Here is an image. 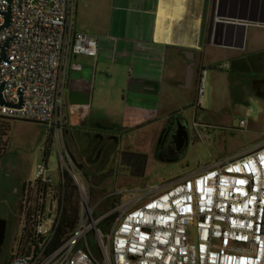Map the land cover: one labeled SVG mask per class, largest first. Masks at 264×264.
Here are the masks:
<instances>
[{
	"label": "built area",
	"instance_id": "obj_1",
	"mask_svg": "<svg viewBox=\"0 0 264 264\" xmlns=\"http://www.w3.org/2000/svg\"><path fill=\"white\" fill-rule=\"evenodd\" d=\"M75 12L76 0H0V58L7 44L0 61V118L41 122L46 150L65 129L69 59L99 54L98 37L74 30ZM206 75L200 73L198 97ZM57 146V175L44 156L25 185L22 227L28 218L31 236L8 264H264V142L191 177L146 187L101 216L90 206L82 169ZM66 174L81 196L80 212L74 231L53 247Z\"/></svg>",
	"mask_w": 264,
	"mask_h": 264
},
{
	"label": "crops",
	"instance_id": "obj_2",
	"mask_svg": "<svg viewBox=\"0 0 264 264\" xmlns=\"http://www.w3.org/2000/svg\"><path fill=\"white\" fill-rule=\"evenodd\" d=\"M74 30L98 37L99 54L69 59L65 133H80L97 159L106 133L118 139L117 151H126L128 160L145 159L140 139L120 146L148 130L158 139L176 113L170 103L187 92L198 99L200 73L207 72V85L208 70H218L221 60L234 72L252 73L258 89L264 87V0H76ZM111 62L128 73L119 102L105 81L113 76Z\"/></svg>",
	"mask_w": 264,
	"mask_h": 264
},
{
	"label": "rangeland",
	"instance_id": "obj_3",
	"mask_svg": "<svg viewBox=\"0 0 264 264\" xmlns=\"http://www.w3.org/2000/svg\"><path fill=\"white\" fill-rule=\"evenodd\" d=\"M194 0H185L191 3ZM218 70L209 69L204 96L198 99L193 92L170 103L174 115L187 125L188 141L183 155L168 161L165 153L156 155L157 140L148 130L146 134L133 135L124 141L120 149L134 146L140 139V148L145 154L146 169L139 179H134L126 168H119L118 175L112 173L116 161L101 155L97 159L91 144L81 139L80 133L70 131L53 137L48 163L51 175L58 173V146L65 148L72 162L82 169L90 191L89 203L95 208L96 215L106 214L118 200L127 201L146 187H162L167 184L191 177L216 163L233 159L264 142V87L263 95L254 90L252 73L234 72L227 69L228 60H221ZM101 65H107L102 63ZM113 76L106 79L115 102L122 100L124 93L119 87L128 76L118 63H109ZM114 86V87H113ZM198 101V102H197ZM164 114H162L163 116ZM164 118L161 119V122ZM8 148L0 161V215L11 223L12 251L18 248L22 230L21 201L23 185L32 182L37 166L42 163L46 150L47 129L43 124L22 120H7ZM165 123V122H164ZM161 124L156 126L159 129ZM164 126V124H163ZM83 138V137H82ZM85 144H84V142ZM124 148V147H123ZM116 157V154H114ZM112 161V162H111ZM93 164L92 166L89 165ZM95 164H97L95 166ZM104 177L98 186L92 185V177ZM106 226V225H105ZM104 227V226H103ZM103 231V229H101ZM189 231L194 237V227ZM92 240V236H89ZM17 251V250H16Z\"/></svg>",
	"mask_w": 264,
	"mask_h": 264
},
{
	"label": "flooded vegetation",
	"instance_id": "obj_4",
	"mask_svg": "<svg viewBox=\"0 0 264 264\" xmlns=\"http://www.w3.org/2000/svg\"><path fill=\"white\" fill-rule=\"evenodd\" d=\"M260 87V86H259ZM260 90V88L258 89ZM259 93V91H257ZM179 117H172L169 119L163 126L160 135L157 140V150L159 154L165 153L168 154V151L171 147H174V143L177 141L178 136L180 134V124L181 122L178 121ZM100 146L97 149L98 153L105 155V157H109V159L114 155L117 154V147L118 139L113 137L110 133H106L100 136ZM117 157V156H116ZM128 153L126 151L118 153V161H116V166L112 173L118 175L119 168H126L127 173L130 174L131 177L133 175L142 176L146 169V161L144 158L142 159H135L131 158L128 160ZM136 160V161H134ZM135 162V163H133ZM126 163V164H124ZM99 178L97 176H93L91 182H93L94 178ZM101 178V177H100ZM103 181H104V177ZM22 197L25 192V185L22 187ZM1 204H5V200H0ZM11 223L9 220L0 215V264H8L12 259L16 248L12 251V243H11Z\"/></svg>",
	"mask_w": 264,
	"mask_h": 264
},
{
	"label": "trees",
	"instance_id": "obj_5",
	"mask_svg": "<svg viewBox=\"0 0 264 264\" xmlns=\"http://www.w3.org/2000/svg\"><path fill=\"white\" fill-rule=\"evenodd\" d=\"M173 117L175 116L173 115ZM7 130H8L7 120L0 118V161L2 160L8 148V141L4 140V138L7 136ZM46 143H49V141L46 140ZM49 151L50 149L47 148V150L44 151V156L49 157ZM80 203H81V196L76 186L73 184L72 179L66 174L65 175V196H64L63 206H62V214H61V219H60L59 226L56 232V236L52 244L53 247L57 246L63 239L68 237L76 228L78 217H79V212H80ZM31 227L32 225L29 223V219L26 218L24 220V225L22 227L21 234H20V241H19L20 246L18 245V248L16 249L17 251L15 252H19V253L24 252L23 246L21 245L24 242H26L31 236L30 234ZM100 228L103 230H106L105 225H102Z\"/></svg>",
	"mask_w": 264,
	"mask_h": 264
},
{
	"label": "water",
	"instance_id": "obj_6",
	"mask_svg": "<svg viewBox=\"0 0 264 264\" xmlns=\"http://www.w3.org/2000/svg\"><path fill=\"white\" fill-rule=\"evenodd\" d=\"M8 26H9V13L6 14V23H5L3 28H6ZM6 48H7V44L2 48V56L0 58V61L5 59ZM258 83L254 84V88L258 89V86H259ZM4 119H6V120H14V119H16L17 120V118H4ZM178 119H179L178 121L181 122V124H180V134L178 136L177 141L174 143V147H171V149L168 151V154H167L168 157H166V159L168 161L177 160L178 157L183 155V153L185 152L186 146H187V141H188L187 140L188 139L187 125L181 118H178ZM18 120L42 124L39 121H32V120H26V119H18ZM102 181H103V178H96L95 177L93 179L92 185L93 186H98V184L101 183Z\"/></svg>",
	"mask_w": 264,
	"mask_h": 264
}]
</instances>
